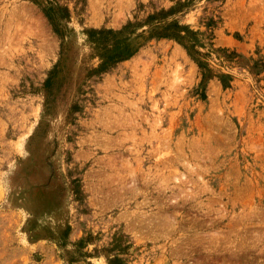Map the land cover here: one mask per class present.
<instances>
[{"label":"rangeland","instance_id":"1","mask_svg":"<svg viewBox=\"0 0 264 264\" xmlns=\"http://www.w3.org/2000/svg\"><path fill=\"white\" fill-rule=\"evenodd\" d=\"M0 264H264V0H0Z\"/></svg>","mask_w":264,"mask_h":264}]
</instances>
